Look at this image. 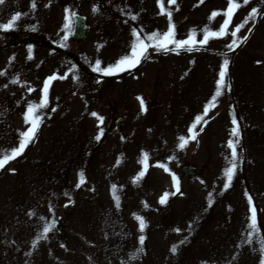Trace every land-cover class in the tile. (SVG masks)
Segmentation results:
<instances>
[{
	"label": "rangeland",
	"instance_id": "1",
	"mask_svg": "<svg viewBox=\"0 0 264 264\" xmlns=\"http://www.w3.org/2000/svg\"><path fill=\"white\" fill-rule=\"evenodd\" d=\"M161 2L172 11L177 40L187 39L193 29L197 41L206 27L218 31L225 17L210 20V14L228 6V0ZM236 2L243 5V0ZM32 3L5 0L0 5V24L21 14L14 30L0 31V153L19 145L20 134L30 127L25 113L29 104L40 102L45 80L67 78L51 82L34 142L0 170V264H261L264 0H250L233 14L229 33L257 10L256 19L238 33L247 41L234 50L226 46L230 35L179 54L149 47L148 58L136 68L111 76L92 71L95 61L104 68L130 54L133 29L142 38L168 31L158 0H35L34 9ZM66 9L69 16L75 11L86 15L89 28L83 38L75 40L62 30ZM67 22L73 25L71 17ZM65 35L66 46L60 47ZM225 58L230 87L209 109L207 123L194 129L199 134L192 140L189 128L215 94ZM93 112L103 117V124ZM233 115L239 123L241 159L225 190L223 173L231 156L227 142L235 139ZM181 136L188 139L183 149ZM145 153L147 170L134 183L144 169L140 161ZM184 163L196 166L192 176L183 174ZM81 172L85 183L77 188ZM165 192L169 197L161 204ZM251 206L261 231L252 234L249 244ZM136 216L144 219L143 232ZM53 221L47 239L37 240Z\"/></svg>",
	"mask_w": 264,
	"mask_h": 264
},
{
	"label": "snow or ice",
	"instance_id": "2",
	"mask_svg": "<svg viewBox=\"0 0 264 264\" xmlns=\"http://www.w3.org/2000/svg\"><path fill=\"white\" fill-rule=\"evenodd\" d=\"M250 2V0H243V5H247ZM5 3V0H0V5H3ZM199 3H204V0H199ZM158 4L160 7V14L162 15H167L168 21H169V29L165 33H159V32H154L150 35H148L146 38H142L140 32H137L136 29H133V36L135 39L133 40L131 44V52L128 55H125L121 57L117 62L113 65H109L107 67L102 68L101 67V61L97 59L95 61V65L92 68V71L94 72H100L105 76H111L115 74H119L121 72H130L132 69L136 68L142 60L147 59V53L149 47L155 48L156 51H163V52H169V51H176L177 54H179V50H184V51H198L200 50V47L205 46L208 44L210 39H217V38H223L228 35L232 37L231 43L227 44L226 46L228 47L229 50H234L235 48L239 47L241 44L247 41L248 37L244 36L242 39L238 38V33L240 30L249 22V21H254L256 19L257 15V10L255 8L252 9V11L249 13L247 17H245L244 21L236 25L234 30L231 31L230 33L228 32V28L231 25V20L232 16L235 13L237 9L242 7L243 5L240 3H237L236 0H228V6L225 11L223 12H218V11H213L210 14L209 19H214L218 15H223L225 17L223 23L220 25V28L218 31H211L207 27L203 29V39L197 41L195 39V33L196 30L193 29L189 37L184 40H177L175 38V26L172 23V11L169 9H166L164 7V4L161 2V0H158ZM169 5H176L177 0H168ZM36 7L35 5V0H33L32 3V8L34 9ZM98 9L93 8V12H96ZM177 10L178 7H177ZM69 11L66 9V16H65V24L63 25L62 30H67L69 32H74V27L72 24L68 23L67 21L71 17L73 22L77 19L76 13L72 12L70 13L69 16ZM21 14L16 13L13 16L10 17L7 23H2L0 24V31H10L14 30L17 22L20 20ZM133 20L136 19V16L131 17ZM35 31V28L32 29ZM249 32L252 31L251 28L248 29ZM142 32V30H141ZM68 39V35H65L62 37V42L60 43V47H65L66 44L65 42ZM145 39L149 42L146 43ZM28 59H32V48L29 46L28 48ZM228 65H229V60L227 58L224 59L223 65L221 67V70L219 72V79L216 82V91L215 94L212 96L211 101L209 104H207L204 108V113L202 116H197L195 118V122L193 125L189 128V132L192 133L190 136V139L195 140L196 136L199 133L194 132V129L197 127L198 124L203 121V123H207L206 120H204V117L207 116L209 109L213 107L217 101V98L222 95L223 89L225 87H230V84L226 81V76H227V70H228ZM0 75H4L3 72H0ZM67 76H56L53 75L49 78H47L44 82V86L41 90L42 96L41 100L38 104H29L27 111L24 116V120L26 123L30 124V127L28 128L27 131L23 132L20 134L21 139L19 141V145L15 148H12L10 152H3L0 153V170H3L8 163H10L12 160H15L17 157L21 156L23 152L25 151L26 147L30 144L33 143L36 137V132L38 131L42 121V116L39 113L41 109H44L48 106V93H49V87L52 81L56 79H66ZM76 77H74L75 79ZM12 83H19L18 80H13ZM7 87V85H5ZM34 91V89L29 88V92ZM138 100H140L141 104V111H145V105L144 101L142 98L138 97ZM52 111H55L53 108ZM93 117H96L99 121L100 124H103V117L99 116L97 113L93 112L91 114ZM232 123L234 127L231 129V136L234 137L235 139H229L227 142V146L229 149H231V156L230 158L226 157L227 163L229 166L225 167L224 169V177L226 178V182L224 184L225 190H227L231 182L233 180V177L235 175L236 169H237V162L238 160L241 159V156L237 152V145L239 144V137H240V131H239V123L236 119V117L233 115L232 118ZM200 131H203V127L200 128ZM103 135V129H100V134L97 135L96 139L100 140L101 136ZM180 144L179 147L183 149L185 145L188 143V139L185 137L181 136L180 138ZM147 160H148V155L145 153L142 155L140 163L144 164V169L139 172V174L136 176L134 183H138L139 180L145 175V172L147 170ZM120 161H117V164H119ZM159 167L164 168V170L167 172L168 169L164 165H158ZM14 171V170H12ZM173 184L176 188V192H179V186H178V180L175 177V175L172 176ZM85 183V178L83 172L79 174V182L77 183V188L81 187L82 184ZM176 193H172V195H175ZM112 195L114 200L116 201V205L119 208V196L117 195L116 188L113 186L112 189ZM211 196V194H210ZM169 197V193L165 192L161 198H160V203L164 204L167 202V199ZM211 199H209V207L211 206ZM249 204L252 205L251 197H249ZM67 206V205H66ZM43 219V218H42ZM135 219L139 222V229L141 232L144 231L146 224L144 222V219L140 216H136ZM250 223L248 224V229L249 231V236H248V243H252V234L256 233L258 234L261 231L260 226L258 225V220H257V212L256 208L254 206L250 207ZM55 228V221L52 223L45 224L43 228V232L40 234V236L37 238L39 239H47V234L51 232ZM145 237L141 235L139 237V242L141 245L144 244ZM183 243V241H182ZM36 246V242H34L33 247ZM261 253L264 254V241L261 242ZM143 248H140L138 252H142ZM177 251V246H173L171 248V252L175 253ZM133 259L136 257L133 256ZM261 264H264V259L261 260Z\"/></svg>",
	"mask_w": 264,
	"mask_h": 264
},
{
	"label": "water",
	"instance_id": "3",
	"mask_svg": "<svg viewBox=\"0 0 264 264\" xmlns=\"http://www.w3.org/2000/svg\"><path fill=\"white\" fill-rule=\"evenodd\" d=\"M77 19L73 22L74 32H71V37L75 40L83 38L88 31V23L86 21V15L82 12L75 11ZM120 118H117L119 121ZM181 170L183 174L187 176H192L196 170V166L190 163H184L181 165Z\"/></svg>",
	"mask_w": 264,
	"mask_h": 264
}]
</instances>
